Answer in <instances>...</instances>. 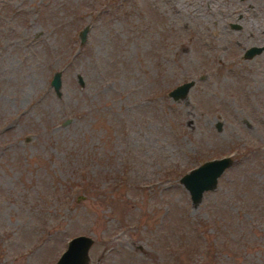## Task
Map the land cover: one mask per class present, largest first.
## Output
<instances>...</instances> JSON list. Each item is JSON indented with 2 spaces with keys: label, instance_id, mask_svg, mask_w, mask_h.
I'll return each mask as SVG.
<instances>
[{
  "label": "rangeland",
  "instance_id": "1",
  "mask_svg": "<svg viewBox=\"0 0 264 264\" xmlns=\"http://www.w3.org/2000/svg\"><path fill=\"white\" fill-rule=\"evenodd\" d=\"M78 234L87 264H264V0H0V264Z\"/></svg>",
  "mask_w": 264,
  "mask_h": 264
},
{
  "label": "water",
  "instance_id": "2",
  "mask_svg": "<svg viewBox=\"0 0 264 264\" xmlns=\"http://www.w3.org/2000/svg\"><path fill=\"white\" fill-rule=\"evenodd\" d=\"M231 27H237L236 23H230ZM85 30L80 31V39H83ZM262 46L252 45L247 47L243 56L248 57L261 50ZM60 72L54 71L49 80V84L53 90L58 93L60 85ZM77 82L81 84V79L77 77ZM193 83V80H186L176 84L168 91V95L177 99L185 95L188 87ZM219 129V124L215 125ZM230 158L227 155L217 158H209L198 165L190 168L179 177V182L185 188L189 195L190 202L195 204L201 197L203 191L214 188L218 176L229 165ZM91 242V238L84 234H78L70 237L65 245V248L60 252L58 257L51 264H87V248Z\"/></svg>",
  "mask_w": 264,
  "mask_h": 264
}]
</instances>
